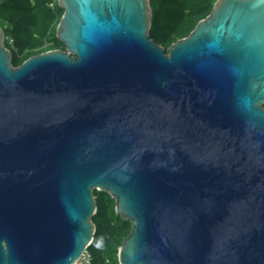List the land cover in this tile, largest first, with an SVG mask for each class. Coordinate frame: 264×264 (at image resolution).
Listing matches in <instances>:
<instances>
[{
  "label": "water",
  "instance_id": "95a60500",
  "mask_svg": "<svg viewBox=\"0 0 264 264\" xmlns=\"http://www.w3.org/2000/svg\"><path fill=\"white\" fill-rule=\"evenodd\" d=\"M66 51L14 67L0 26V264H76L95 191L120 264H264V0L167 50L150 0H59Z\"/></svg>",
  "mask_w": 264,
  "mask_h": 264
},
{
  "label": "trees",
  "instance_id": "16d2710c",
  "mask_svg": "<svg viewBox=\"0 0 264 264\" xmlns=\"http://www.w3.org/2000/svg\"><path fill=\"white\" fill-rule=\"evenodd\" d=\"M59 0H0V26L14 67L42 53L66 46L57 36L64 14ZM218 0H150L153 10L149 37L169 48L188 37L212 12ZM98 211L94 240L88 252L91 264H120L119 249L132 231L130 221L116 213V201L106 192L95 191Z\"/></svg>",
  "mask_w": 264,
  "mask_h": 264
},
{
  "label": "built area",
  "instance_id": "2783aa9c",
  "mask_svg": "<svg viewBox=\"0 0 264 264\" xmlns=\"http://www.w3.org/2000/svg\"><path fill=\"white\" fill-rule=\"evenodd\" d=\"M76 264H91V255L87 250Z\"/></svg>",
  "mask_w": 264,
  "mask_h": 264
}]
</instances>
